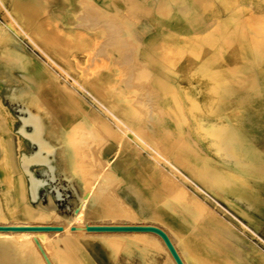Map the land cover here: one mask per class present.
I'll return each instance as SVG.
<instances>
[{
    "label": "rangeland",
    "instance_id": "rangeland-1",
    "mask_svg": "<svg viewBox=\"0 0 264 264\" xmlns=\"http://www.w3.org/2000/svg\"><path fill=\"white\" fill-rule=\"evenodd\" d=\"M25 15L0 1V146L9 171L26 185L16 162L28 141L16 136L19 113L5 84L49 72L64 95V162L83 173L39 187L40 206H25L34 223L12 204L20 230L61 223L77 264H177L152 231H75L85 201L84 211L99 210L87 220L93 228H158L182 264H264V0H31ZM11 46L19 67L6 59ZM205 62L223 72H204ZM3 176L0 168V191ZM51 233L31 230L24 244L53 253Z\"/></svg>",
    "mask_w": 264,
    "mask_h": 264
},
{
    "label": "bare ground",
    "instance_id": "bare-ground-1",
    "mask_svg": "<svg viewBox=\"0 0 264 264\" xmlns=\"http://www.w3.org/2000/svg\"><path fill=\"white\" fill-rule=\"evenodd\" d=\"M30 2L31 0H10V7L12 11L16 13V16L20 20H27L28 16L25 14H27ZM14 33L17 34L16 31H14ZM3 36L10 42V38L12 37L8 36L4 32ZM21 57V53H19L15 47L11 46V49L7 51L6 59L14 67H19L21 65ZM23 80L24 81L22 85L12 84L10 82H7L5 84L7 90L6 97L9 103L15 105V108L19 113V115L17 116L19 124L16 129V136L19 139H25L28 141V143H26V148L17 152L18 156L16 162L20 173L26 176L27 183L26 185H24L25 183L23 184L21 177L16 178L11 176L9 167L11 166L12 159L6 147L7 145H5L4 147L0 146V168L4 171L2 182L5 185L4 190L0 191V264H77L76 261H72V259H70L72 257V242L74 239L68 232L67 228L61 225V223H59L60 226L58 227V229L50 230L52 231L50 240H48L50 236L47 237V242H49V245L51 247L49 249L53 250V253H51L52 251L49 252L47 250H44L42 252L47 261L44 260L42 254L41 256H38L36 255V252H31V246L34 244L36 245V241H33V243L31 240L30 243L26 245L24 244L25 240L28 237L27 234L31 230L16 229L14 231L5 229L20 227V225L17 224L15 217H13L16 208H14L12 204L23 205L24 213L22 214V217L31 222L36 221V217H34V215H30L29 210L25 206L27 201L37 203L36 208L40 206L41 203L39 202L38 196L39 187L43 186L45 183L48 184L47 179L53 181L54 183L56 181V175L58 174L63 176V178L70 180L74 178V173L77 174L81 172L78 171L76 173V170L72 169L76 166L70 167L65 163L66 152L62 150V146L64 147L62 134L63 131H66V126L63 123L65 115L61 107L64 102V95L62 91L54 84V79L49 74V72H42L37 75H24ZM3 81H5V79H3ZM65 137H67V134L65 135ZM67 139L65 143L69 142ZM67 144L72 145V142H69ZM28 149H31V151L27 154L26 150ZM57 149L61 150H58L59 152H57ZM73 160L75 162V158ZM32 165L41 166L40 171L43 174L42 178H38L35 176L31 168ZM78 170L83 169L78 168ZM105 172L106 177L109 179L111 172L109 170ZM90 173L92 174V171H90ZM105 175H103V177ZM96 176L98 177L99 175L97 174ZM81 179L83 182L86 181L83 180V176L82 178H79V181ZM93 180H95V178ZM98 184L99 183L96 182V185ZM90 186L93 187L92 185ZM96 187L94 189L99 190ZM50 188L55 191V195L53 196V198H56V200L60 199L61 193L57 190L56 186L52 184L50 185ZM83 189L85 190V188ZM86 191L89 190L87 189ZM50 193L51 191H49L47 200L50 204H53V198ZM95 201H97V199H95ZM84 203L80 205L79 211H74V218H72V220L73 228L75 231H77L78 229L88 230L89 228H93V226L96 224H91L90 222H88V219L97 216L99 210L93 208V205H90L89 208L84 211ZM103 215H107L106 212H103ZM109 226L110 222L106 224V227ZM32 227L35 228L33 224H31L30 226L28 225V227L24 228ZM37 257L39 258V260H37Z\"/></svg>",
    "mask_w": 264,
    "mask_h": 264
},
{
    "label": "water",
    "instance_id": "water-1",
    "mask_svg": "<svg viewBox=\"0 0 264 264\" xmlns=\"http://www.w3.org/2000/svg\"><path fill=\"white\" fill-rule=\"evenodd\" d=\"M5 229H10V230H16V229H22V228H5ZM23 229H29V230H55L58 228H23ZM89 230H96V231H103V230H115V231H124V230H145V231H152L157 233L166 243L168 249L170 250L172 256L174 257L175 261L177 264H182V262L180 261L178 255L176 254L174 248L172 247V245L170 244L166 234L164 232H162L160 229L158 228H153V227H148V228H102V227H97V228H89ZM40 253L42 254V256L44 257L42 251H40ZM44 260L45 257H44ZM47 261V260H46Z\"/></svg>",
    "mask_w": 264,
    "mask_h": 264
},
{
    "label": "crops",
    "instance_id": "crops-1",
    "mask_svg": "<svg viewBox=\"0 0 264 264\" xmlns=\"http://www.w3.org/2000/svg\"><path fill=\"white\" fill-rule=\"evenodd\" d=\"M220 2L221 3H226V0H220ZM159 10L161 11V12H164L165 10H166V6L164 5V4H162L161 6H160V8H159ZM183 52H177V54L179 55V54H182ZM192 55L194 54V52L193 53H191ZM175 55V57H173L172 59L173 60H176L177 59V56H176V54H174ZM193 56H195V58H198V56H199V54L198 53H195ZM240 59H242V58H240ZM204 72H223V71H218V70H214L213 68H212V66L209 64V63H207V62H205V64H204ZM238 200H240V198H237ZM237 247H238V253H241V252H243L244 250H243V245L241 244V243H239V241L237 242ZM240 250V251H239ZM249 251V250H248ZM257 251H255V250H252V253L253 254H255ZM257 259H258V257H257ZM250 264H259L258 262H256V261H252Z\"/></svg>",
    "mask_w": 264,
    "mask_h": 264
}]
</instances>
